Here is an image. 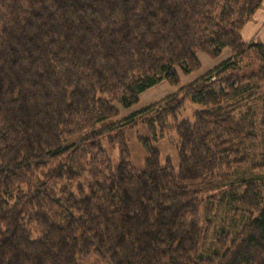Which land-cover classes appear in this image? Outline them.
<instances>
[{
    "label": "trees",
    "instance_id": "trees-1",
    "mask_svg": "<svg viewBox=\"0 0 264 264\" xmlns=\"http://www.w3.org/2000/svg\"><path fill=\"white\" fill-rule=\"evenodd\" d=\"M263 4L0 0V264H264V43L243 37ZM140 122L178 135V170L143 137L146 168L131 167Z\"/></svg>",
    "mask_w": 264,
    "mask_h": 264
},
{
    "label": "rangeland",
    "instance_id": "rangeland-1",
    "mask_svg": "<svg viewBox=\"0 0 264 264\" xmlns=\"http://www.w3.org/2000/svg\"><path fill=\"white\" fill-rule=\"evenodd\" d=\"M230 55V49H225L219 58H213L205 52H199L198 58L201 63V69L195 71L191 74H185L182 70H178V82L173 83L171 81L164 80L150 88L143 94H141L140 101L138 104L132 106L131 108H121L120 116L117 119L106 122L101 125L102 128L105 126L112 125L111 123L119 122L121 119L130 116L131 114L141 111L148 105L154 104L167 97L177 95L181 88L190 82L197 79L200 75L206 71L213 69L221 61L225 60ZM120 107V105H119ZM202 109L201 105L194 104L187 100L184 104L183 109L177 114L179 121H194L195 113ZM140 137L150 141L154 148H157L160 152V163L165 166L169 160L174 169L178 170L180 165L179 152L177 144L173 141H177L178 135L176 133H168L163 138L156 140L153 136V131L149 128L146 123H138L132 128H130L126 134V140L128 149L130 152V164L131 167L137 171H144L146 168V159L148 157L147 151L143 146ZM109 150L110 158L112 163L115 165L120 162V152L117 146L110 147L107 143L104 144ZM92 264H101L100 262L93 261Z\"/></svg>",
    "mask_w": 264,
    "mask_h": 264
},
{
    "label": "crops",
    "instance_id": "crops-1",
    "mask_svg": "<svg viewBox=\"0 0 264 264\" xmlns=\"http://www.w3.org/2000/svg\"><path fill=\"white\" fill-rule=\"evenodd\" d=\"M245 41H261L264 43V4L248 22L243 30Z\"/></svg>",
    "mask_w": 264,
    "mask_h": 264
}]
</instances>
